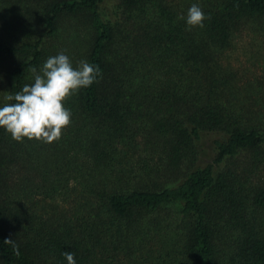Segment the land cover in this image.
Returning <instances> with one entry per match:
<instances>
[{"label": "trees", "instance_id": "obj_1", "mask_svg": "<svg viewBox=\"0 0 264 264\" xmlns=\"http://www.w3.org/2000/svg\"><path fill=\"white\" fill-rule=\"evenodd\" d=\"M60 52L101 76L0 127V264H264V0H0V107Z\"/></svg>", "mask_w": 264, "mask_h": 264}, {"label": "clouds", "instance_id": "obj_2", "mask_svg": "<svg viewBox=\"0 0 264 264\" xmlns=\"http://www.w3.org/2000/svg\"><path fill=\"white\" fill-rule=\"evenodd\" d=\"M209 18L195 3L188 8L186 16H178V19L186 20L188 30L197 26L203 28L204 21ZM31 72L34 83L25 84L21 91L5 97L15 103L0 107V127L17 142L23 138L43 143L58 141L62 136V128L70 124L72 115L62 102L81 88L98 82L101 70L86 60H80L74 67L70 58L60 52L48 57L39 73L35 67ZM3 243L11 245L14 256H20L19 245L14 240L5 238ZM62 255L67 264H76L73 252L65 251Z\"/></svg>", "mask_w": 264, "mask_h": 264}, {"label": "rangeland", "instance_id": "obj_3", "mask_svg": "<svg viewBox=\"0 0 264 264\" xmlns=\"http://www.w3.org/2000/svg\"><path fill=\"white\" fill-rule=\"evenodd\" d=\"M77 34H69V37H76ZM62 36V37H61ZM60 37H57L55 39H53L52 41H59V39H64L63 35H61ZM208 144V143H207ZM204 161V160H203Z\"/></svg>", "mask_w": 264, "mask_h": 264}]
</instances>
